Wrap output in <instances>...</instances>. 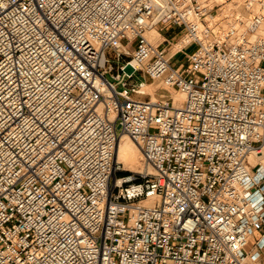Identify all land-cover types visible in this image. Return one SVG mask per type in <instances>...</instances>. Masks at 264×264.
<instances>
[{"label": "built area", "instance_id": "obj_1", "mask_svg": "<svg viewBox=\"0 0 264 264\" xmlns=\"http://www.w3.org/2000/svg\"><path fill=\"white\" fill-rule=\"evenodd\" d=\"M263 23L264 0H0V264H262ZM123 135L152 172L121 174Z\"/></svg>", "mask_w": 264, "mask_h": 264}, {"label": "bare ground", "instance_id": "obj_2", "mask_svg": "<svg viewBox=\"0 0 264 264\" xmlns=\"http://www.w3.org/2000/svg\"><path fill=\"white\" fill-rule=\"evenodd\" d=\"M259 30H260L261 34H264V23L260 26ZM161 31H165V29H162V27L159 24H154V22H151L149 24L147 30H146L145 36H146V39L154 46H157L158 44L163 42V47L166 49L164 44L165 43L170 44V42L165 40L161 36ZM148 33H149V35H148ZM147 35L151 39H155L156 37H159L162 40L158 41L157 43H154L150 40V38H148ZM178 37H180V36L178 35ZM178 43L182 44V46L180 48H178V47L174 48L175 45ZM173 45H174L173 50L175 51V52H172L173 55L183 54L182 49L185 45L184 39H181L177 42H174ZM167 54L169 56L168 52H167ZM169 57H171V56H169ZM152 81L159 82L160 84L163 83L161 80H152ZM160 90L165 91V93L160 96L161 98L171 96L175 99V104H177V105H181L185 99V95L183 92H181L177 89H175L177 92L170 90L169 87L166 86L165 84L162 87L161 86L158 87L157 85L146 82L142 86V91L144 93L149 92V94H151V98H150L151 100L157 99L156 95H158V94H156V93H158ZM139 98H141V97L139 96ZM100 110L103 111L102 106H100ZM114 116H115V111L112 110L110 113V118L113 119ZM248 159H249V162L251 165H255L256 163H260L262 165L261 171L264 172V149H262V151H260V152H251L248 156ZM115 161L118 164H122L126 170L131 171V172H136V173H142L143 172L144 173L145 171H148V172L153 171V168L147 165L145 158H144V155H143L141 149L139 148V146L128 135H123L119 139V141L117 143V147H116V152H115ZM144 204L152 205L153 199L145 201ZM250 247H251V244H249V248Z\"/></svg>", "mask_w": 264, "mask_h": 264}, {"label": "rangeland", "instance_id": "obj_3", "mask_svg": "<svg viewBox=\"0 0 264 264\" xmlns=\"http://www.w3.org/2000/svg\"><path fill=\"white\" fill-rule=\"evenodd\" d=\"M166 31V30H165ZM166 33L167 34H170V37H172V36H174V33H176V30H172V31H166ZM148 35H149V33H148ZM147 35V36H148ZM148 38H150L149 36H148ZM150 40L152 41V42H154V43H157L158 41H161L162 39L161 38H159V37H156L155 39H151L150 38ZM182 46V44H180V43H178V44H176L175 45V47L174 48H176V47H178V48H180ZM194 49V46H191L190 48H188V51H192ZM182 62H186V59H185V57H184V55H179V56H175V57H173L172 58V60H171V65L172 66H178L180 63H182ZM147 83H151V84H154V85H157L158 87H162L164 84L163 83H159V82H154V81H152V80H150V79H148L147 80ZM169 89L170 90H173V91H176L175 89H173L172 87H169ZM177 92V91H176ZM165 93V91L164 90H160L158 93H156V94H158V95H156V97H157V99H161V95L162 94H164ZM141 98L142 99H146V100H149L150 98H151V94H149V92H146L145 93V95H141ZM122 166V169H121V174L122 175H124V176H128V175H131V174H134V173H136V172H131V171H128V170H126L125 169V167H123V165H121ZM262 264H264V260L262 261Z\"/></svg>", "mask_w": 264, "mask_h": 264}, {"label": "crops", "instance_id": "obj_4", "mask_svg": "<svg viewBox=\"0 0 264 264\" xmlns=\"http://www.w3.org/2000/svg\"><path fill=\"white\" fill-rule=\"evenodd\" d=\"M172 30H176V33H174V36H172V37H170V34H167L166 33V31H161V36L165 39V40H167V41H169L170 42V44H167V43H165L164 45H165V47H166V50H167V52L169 53V56H174L173 55V53L172 52H175L174 50H173V47H174V45H173V43L174 42H177L178 41V28H176V27H173L171 30H169V31H172ZM168 31V32H169ZM173 45V46H172ZM172 47V48H171ZM180 55H183V54H180ZM176 56H179V55H176ZM175 57V56H174ZM251 244V243H250ZM252 245V244H251Z\"/></svg>", "mask_w": 264, "mask_h": 264}, {"label": "water", "instance_id": "obj_5", "mask_svg": "<svg viewBox=\"0 0 264 264\" xmlns=\"http://www.w3.org/2000/svg\"><path fill=\"white\" fill-rule=\"evenodd\" d=\"M126 71H127L128 73H131V72L133 71V68H132L131 66H128L127 69H126Z\"/></svg>", "mask_w": 264, "mask_h": 264}]
</instances>
